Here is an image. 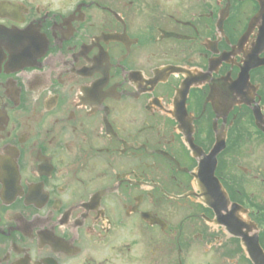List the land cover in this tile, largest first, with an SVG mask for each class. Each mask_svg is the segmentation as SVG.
<instances>
[{
  "label": "flooded vegetation",
  "instance_id": "obj_1",
  "mask_svg": "<svg viewBox=\"0 0 264 264\" xmlns=\"http://www.w3.org/2000/svg\"><path fill=\"white\" fill-rule=\"evenodd\" d=\"M0 264H264V0H0Z\"/></svg>",
  "mask_w": 264,
  "mask_h": 264
}]
</instances>
